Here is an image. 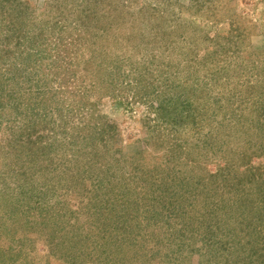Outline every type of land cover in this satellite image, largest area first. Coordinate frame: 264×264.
Segmentation results:
<instances>
[{"label": "rangeland", "instance_id": "1", "mask_svg": "<svg viewBox=\"0 0 264 264\" xmlns=\"http://www.w3.org/2000/svg\"><path fill=\"white\" fill-rule=\"evenodd\" d=\"M0 264H264V0H0Z\"/></svg>", "mask_w": 264, "mask_h": 264}]
</instances>
